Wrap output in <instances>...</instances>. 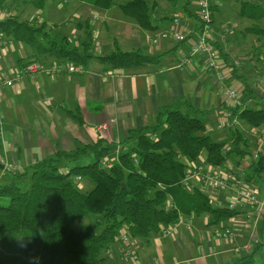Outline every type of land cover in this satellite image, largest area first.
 <instances>
[{
	"label": "crops",
	"instance_id": "crops-1",
	"mask_svg": "<svg viewBox=\"0 0 264 264\" xmlns=\"http://www.w3.org/2000/svg\"><path fill=\"white\" fill-rule=\"evenodd\" d=\"M126 1L130 0H115V7L110 10H100L76 0H49L46 5L48 10L44 12L28 5L20 11L16 10L23 14L31 10L33 13H28L27 21L32 22L33 19L36 20L34 22L46 23L50 38L60 44L79 46L85 32L90 31L95 58L84 66L50 56L37 58L28 45L0 36V42H9L0 44V68L9 74L32 61H63L82 68V72L63 71L57 75L24 77L16 86L0 91V162L7 161L15 168L11 171L0 169V182L10 181L15 173H29L33 165L53 158L58 152H73L100 140L112 144L115 152L108 160L113 165L118 162V148L129 151L132 146L129 142L120 145L129 131L153 126L163 110L178 108L182 102L188 104L180 107L184 113L203 122L208 115L212 120L217 119L218 126L227 111L222 104L224 89L209 70L207 55L200 52L192 57L191 65L178 66L203 34L202 23L196 16L197 0L190 1L187 8L184 7L186 0H148L157 2L152 11L159 25L155 32L143 30L136 20L120 12L118 6ZM214 2L217 6L234 3L236 14L233 19L224 15L222 23H217L214 17L211 29L205 33L209 43L223 38L221 43L226 60L220 56L217 61L221 60L218 62L223 64L226 73L224 82L231 88L234 82L240 81L244 88L253 89L252 99L248 98L247 103L256 104L255 97L264 98V95L248 85V78L264 70V53L261 50L254 53V48L264 46V28L260 27L262 20L244 18L248 22H243L238 0ZM219 11L218 7L215 16ZM225 12L229 13V10ZM175 19H178L177 24H174ZM170 29L184 34L186 40L176 42L167 39L160 40L156 45L150 43L152 37ZM65 30L69 32L68 36ZM115 51H140L149 56L162 57L158 64L118 70L96 59ZM239 58L243 64L233 68V63ZM241 103L240 100L238 104ZM102 124H107V130H98ZM250 132L251 136L257 137L252 130ZM243 135L248 137L245 132ZM262 145L260 143L257 151L261 155ZM208 168L213 172L226 170ZM230 171L233 172L232 169ZM82 187L89 190L93 186L91 182L84 181ZM263 187L258 185L251 189L262 198ZM207 194L216 204L221 201L226 204L230 202L228 198H235L226 190H209ZM241 213L247 215L248 222L253 218L249 217L248 211ZM183 217L171 226L174 229L170 237L159 234L148 239H131V248L140 254L138 260L120 253H117L120 256L108 258L114 264H152L151 257L156 261L154 264H243L234 260L242 251L236 254L234 249L246 245L251 246L250 250H245L247 255H255L256 247L252 244H259L258 236L251 231L249 239V231H240L241 220L230 219L217 226H208L209 216ZM263 220L254 221L255 227L262 223L261 231ZM217 227L232 229L238 237L224 243L213 240L210 230L213 228L215 233Z\"/></svg>",
	"mask_w": 264,
	"mask_h": 264
},
{
	"label": "trees",
	"instance_id": "trees-1",
	"mask_svg": "<svg viewBox=\"0 0 264 264\" xmlns=\"http://www.w3.org/2000/svg\"><path fill=\"white\" fill-rule=\"evenodd\" d=\"M76 1L100 10L115 7V0ZM190 1L186 0L185 8ZM10 2L42 11L49 0H0V13L7 12L5 17L0 14V36L28 45L37 58L50 56L81 66L95 58L90 31L79 46L57 43L50 38L46 23L9 14ZM238 2L242 18L264 20V0ZM156 5L155 1L130 0L118 9L143 30L155 32L159 28L152 14ZM217 9L212 4V24ZM221 41L209 44L226 60ZM161 57L115 51L96 59L118 70L158 64ZM251 90L242 88L241 104H223L237 121L229 127L231 148L213 141L201 119L180 109L188 105L182 102L178 108L163 110L153 126L129 131L120 145L132 141L130 150L120 151L118 162L107 169L103 162L115 151L112 144L100 140L73 152H58L33 165L29 173H15L10 181L0 182V264H105V252L121 232L130 239H148L178 223L181 216H209L208 226H217L239 215V211L215 207L200 188L186 185L185 178L194 164L219 168L227 161L238 166L242 175L245 169L246 183L263 178L264 156L246 149L241 128L242 124L246 129H264V109L247 103ZM84 181L93 187L84 189ZM89 216L95 217L91 224L79 230L73 227Z\"/></svg>",
	"mask_w": 264,
	"mask_h": 264
},
{
	"label": "built area",
	"instance_id": "built-area-1",
	"mask_svg": "<svg viewBox=\"0 0 264 264\" xmlns=\"http://www.w3.org/2000/svg\"><path fill=\"white\" fill-rule=\"evenodd\" d=\"M212 4L213 0H197L196 5V16L201 20L203 26V34L198 43H196L190 50V54L184 57L179 62V67L185 65H191L192 57L196 54L203 52L207 55V62L209 70L213 72L217 80L220 82L221 87L224 89V98L222 104L227 106H234L238 104L240 100L241 90L235 88H226L224 85V80L226 73L223 70V64L217 61L219 57L218 52L209 44L208 39L205 35L212 27ZM6 11H2L1 15H6ZM178 19L174 20V24H177ZM186 36L175 29H170L167 31L161 32L157 37H152L150 43L156 45L160 40L173 39L176 42H184ZM223 39V38H222ZM9 43V42H6ZM0 42V44H6ZM262 59V56H260ZM253 58V57H252ZM216 59V62H215ZM251 60V59H250ZM240 65V62H234L233 66L237 67ZM63 71L68 73L82 72V68L72 65L65 64L63 61H54L51 63L33 61L26 63L19 71L15 73H7L0 68V91L5 88H10L16 86L24 77L35 78L40 75H57ZM237 123L235 117L229 112L226 111V114L219 120L217 128L223 130L225 127L235 126ZM99 131L107 130V124H102L98 127ZM252 132L257 137L264 140V129H252ZM118 148L117 155L120 153ZM0 164L3 168L7 170L15 169L14 166L7 163V161H1ZM111 164L109 160L103 162V167L107 169ZM204 164H194L190 170L187 172L185 178L186 185L189 184L192 180H197L200 183V189L207 194L209 190H226L230 191L235 196L233 202L226 203L218 202V207L229 208L231 210H236L239 212L248 211L249 217H254L256 223L264 219V187L262 189V198L259 197L258 193L248 187L247 183L240 177H237L233 172L231 173L230 169H226L223 172L212 171L210 168H205ZM208 195V194H207ZM221 199V198H220ZM170 208V204H168ZM257 208V209H256ZM170 234V229L168 227L163 228L161 235L167 236ZM215 236L217 238H222L226 240H234L238 237V233L232 229L221 227V230L215 231ZM130 237L121 232L118 236V239L114 244H112L105 252L107 257L112 258L115 253H120L123 256L131 257L133 260H138L139 255L136 251L131 248ZM251 246L246 245L243 248L236 247L234 252L236 254L240 253L242 249L250 250ZM153 259L152 261H154Z\"/></svg>",
	"mask_w": 264,
	"mask_h": 264
},
{
	"label": "rangeland",
	"instance_id": "rangeland-1",
	"mask_svg": "<svg viewBox=\"0 0 264 264\" xmlns=\"http://www.w3.org/2000/svg\"><path fill=\"white\" fill-rule=\"evenodd\" d=\"M15 4L16 3L10 2L9 6H8L9 14L20 15L21 19H23L24 21H27L28 13L31 14L33 12H30L31 10H28L26 13L24 12V14H23V12L17 13L16 10L20 11V9H22L23 6L17 4V7H18L17 8V7H15ZM233 6H234V3L233 4L232 3H225V4L218 5L220 11L216 14L215 21L217 23H222V17L224 15L225 16L229 15V17L231 19H233V17H235V15H236L235 12L233 11L234 10ZM44 10H48L47 6L42 10V12H44ZM221 10H223L224 12H225V10H229V13L221 12ZM5 16L6 15H3V17H5ZM34 21H36V20L32 19L33 23H34ZM243 22H248V20L244 19ZM260 27L264 28V20H262V22L260 23ZM52 30H53V32L55 31V29H52ZM65 33H66V36L69 35L68 30H65ZM259 50H261L262 53H264V46L263 47L254 48V53L257 54ZM218 61H221V60H218ZM238 61L240 62V64H243V61H241L240 58H239ZM215 62H216V59H215ZM244 64H248V63L244 62ZM223 83H224L226 88H229L227 86L228 85L227 83H225V82H223ZM248 85L251 88H255L258 91L262 92V94L264 95V70L262 72H259V73H253V76L248 78ZM242 87H243V85H242V83L240 81L234 82L231 85V88H235L237 90H240ZM255 98H256V100H255L256 104H251L250 106L253 107V108H257V109H264V98H261V97H258V98L255 97ZM216 121H217V119L212 120V118L210 116H208V115L204 118V123L206 124V134L209 135L213 141L218 142V143H224L226 147L231 148L232 147V143H233L232 142L233 141V136H232V133L230 131V128L229 127H225L223 130H218ZM241 128L243 130V133L245 132V135L248 136V137L244 136L245 139H246V149H249V151L251 153H257L258 146L260 145V143H263V145H262L263 153L262 154L264 156V140H262L260 142L257 137L251 136V132H250L251 128H247L249 130V131H247L246 127H244V125H242V124H241ZM132 144H133V142L130 141L129 145L131 146ZM244 162L245 163H249L250 159H247ZM202 164L205 165L204 166L205 168H208V166H209L208 164H206L204 162H202ZM227 167H231V168H227ZM221 168L230 169V170L232 169L235 174H237L238 176L240 175V177L243 180L246 181V171H245V169L243 171V175L240 174L239 170H238L239 167L234 165L231 161H227L225 164H223V166H221ZM247 182H248L247 185H248L249 188H252V187L258 186V185H264V176H263V179H260V180L259 179H254L252 181H247ZM194 184H197L196 186L198 188H200V183L197 180H192L191 182H189L188 185L193 186ZM228 199H229L228 201H230V202H233L235 200V198H228ZM212 202H213V205L215 207H218V204H216V202H214V201H212ZM224 205H226V204H224ZM245 215H246L245 213L244 214L241 213L240 215L235 216L232 219H233V221L241 220V222L239 224L240 231H242V232H248L249 231V237H250V232L253 231V233L258 236V241L257 242L259 244L258 245H256L255 243L252 244L253 246L256 247V253H255L254 256H248L247 253L245 252V250L242 249V253L240 255H236L234 260H238L239 263L241 262L243 264H264V233L261 231L262 223L258 224L257 227H255L254 226L255 218L253 217L252 219H250V222H248V217H247V215L246 216ZM94 218H95L94 216H89V217H87V218H85L83 220H80L79 222H76L73 227L76 230H79L82 227H84L85 225L91 224V222L94 221ZM183 218H185V216ZM173 229H174L173 227L170 228L171 235L173 233ZM216 230H221V227H217L215 229V231ZM210 231H212L211 237L213 238V240L215 239V240H219V242H223V243L225 242L226 239L217 238L215 236L213 228ZM156 235H159V234H154V236H156ZM171 235H169V237ZM249 239H251V237ZM246 241H247V239H246ZM227 242H229V241H227ZM242 248H243V246H242ZM1 251H2V249L0 247V252ZM4 254H5V259L8 260V258H9L8 254L9 253L5 252ZM114 256L116 257V256H120V255L115 253ZM140 258H141V261H142V257L141 256H140ZM151 258L154 259L153 257H151ZM155 262L156 261H153L152 264H154ZM105 264H114V261H112V259L107 258V261H106Z\"/></svg>",
	"mask_w": 264,
	"mask_h": 264
},
{
	"label": "water",
	"instance_id": "water-1",
	"mask_svg": "<svg viewBox=\"0 0 264 264\" xmlns=\"http://www.w3.org/2000/svg\"><path fill=\"white\" fill-rule=\"evenodd\" d=\"M3 168V166L0 164V169H2Z\"/></svg>",
	"mask_w": 264,
	"mask_h": 264
}]
</instances>
